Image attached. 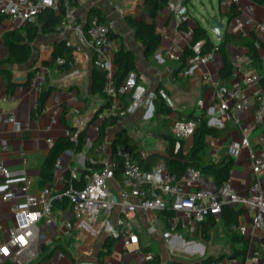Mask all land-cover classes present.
Segmentation results:
<instances>
[{
  "label": "crops",
  "instance_id": "obj_1",
  "mask_svg": "<svg viewBox=\"0 0 264 264\" xmlns=\"http://www.w3.org/2000/svg\"><path fill=\"white\" fill-rule=\"evenodd\" d=\"M207 1L187 0L186 5L191 16L187 22L189 29L193 30L198 24L202 25L214 43L222 42L226 34H242L251 38L254 33L264 41V32L259 33L246 25L240 27L235 24L234 18H230L233 7L236 6L242 18L253 16L259 22L264 23V0ZM142 3L143 0H89L86 4L78 5L76 21L86 24L92 9L99 10L107 19H114L113 35L118 42V47L123 46L131 49L136 55L139 82L146 86L148 93L165 89L173 97L176 110H172L169 115L158 111L163 100L157 97L149 108L142 105L136 112L123 116L118 124L109 128L106 138L113 144L120 130H126L133 139L139 142L142 148V157L148 159L149 156H157L155 162L157 164L166 161V156H170L178 150L176 144L175 147H172L170 140L164 137V134L172 135L170 128L173 120L192 113L200 115L207 112L209 119H211L212 113L220 115L217 108L214 111L212 109L216 100V90L207 77L211 75L215 80H222L221 70L224 62L222 53L218 51L215 61L196 67L191 64L192 57H190L188 65L180 70V61L169 59L166 56V51L171 47L180 46L183 54L185 47L190 44L193 34H187V30L181 27V22L177 20L174 12L168 6L162 9L156 19L157 31L162 35V39L154 52L150 55L146 54L143 42L137 38L136 32L127 22V18L130 16L149 20L148 15L141 9ZM116 6L124 7L126 12L121 13ZM251 6L253 9L250 8ZM54 10L60 13V9ZM212 14L225 23L221 29L220 38L216 31L210 28ZM3 20L9 27L0 31V60L9 55L4 44L3 34L14 29H20L24 35L26 33L25 23L5 17ZM164 32L167 35H164ZM67 35L70 37L71 32L69 31ZM59 42H64V38L59 35L58 31L48 34L42 32L41 27L39 28L37 38L32 42L31 61L24 65H9L15 81L18 77H27L24 81H16L19 87L14 93L6 91V78L0 74V89L14 96L8 100L0 99V113L13 114L16 118L15 122H0V147L3 145L8 147L3 153V157L10 170L9 177L0 183V232L2 239L7 236L8 227L15 223V216L11 209L13 205L34 209L33 206L27 205V192L24 190L26 178H31L34 181L31 192H37L41 187L51 185L56 192L60 193L65 190L68 184L71 170L74 169L82 178L88 159L92 160L95 157L94 151L91 150L93 142L97 138L93 125L100 123L96 116L102 107L101 112L108 111L104 105L109 98L93 90L95 70L93 50L88 46L84 48L82 62L79 66L86 68L87 75L82 80L71 85L65 84L60 80L63 72L57 68L52 69L49 74V84L53 85L54 89L45 103L46 107L44 106L49 110L43 107L44 109L36 113V109L39 108L41 92H38L34 87L33 77L30 84H26L30 70L35 64L45 61L52 62L53 52ZM226 49L235 68L234 75L228 85H240L248 90L253 89L255 85L249 87L248 77L257 72V69L249 58V47L228 43ZM261 56L264 70V50H261ZM54 97L59 99V105H56ZM200 100H203L204 106L198 105ZM130 102V94H124L117 100L118 105L122 107H126ZM57 107H60L59 113L56 115L57 121L52 123ZM34 111L35 113H33ZM64 111H66L65 116L73 128L74 134L84 129L87 130L86 142L79 151L74 148L63 150L59 156L62 158L61 167L54 166V179L40 185L43 161L54 143L63 135L72 134V131L62 120ZM255 115V108L238 112L237 119L233 117L231 111H228L223 118L232 126L229 133L224 138L216 139L213 146L209 144L213 157L220 158L226 153L228 146L233 143H241L242 138L245 135L248 136L250 146L242 147L240 154L235 158L231 171L232 186L242 195L248 194L252 182L256 179L251 167L250 153L264 152L262 145L264 120L262 123H257ZM84 119L91 121L87 127L82 124ZM110 129H114L112 133ZM50 137L54 139V143L48 142ZM210 139L211 136H208L206 139L208 143ZM182 140L183 151L186 153L194 143V136ZM96 149L97 147L94 148L97 152ZM121 180V173L118 172L115 180L112 181L115 189L121 187ZM261 181L264 188V174L261 175ZM200 185L215 187L211 176H202ZM5 193L11 195L9 201L3 199ZM58 212L62 216L72 218L69 209L59 208ZM117 216V211L108 216L102 215L95 225H91L86 219H83L70 236L64 233V227L60 222L43 219L40 222V242L37 256L29 260V253H27L23 258L10 261L9 264H39L44 255V246L50 250L55 248L56 250L50 257L41 260L40 264H50L52 261L55 264H150L152 260H147L145 257L147 252L154 256L159 255L160 264H172L174 261L204 264V259L210 255L228 254L230 256L238 250L245 252L244 260L243 255L233 258L227 256L224 259L229 264H264V248L260 256L254 253L264 241V228H259L254 233L248 232L246 235L236 229L241 224L251 226V219L245 212L240 216L239 224L231 227L225 224L221 213L215 215L217 223L209 236L203 234V222L196 232L178 229L169 239H166L162 237V232L168 228L166 216L162 212L141 210L131 220L134 230L139 234V242L129 245L125 244L124 238L115 239L111 235ZM150 226L157 228V233L150 232ZM234 232L240 237L233 238ZM138 248L141 249V252H137ZM59 252H64V256L59 257Z\"/></svg>",
  "mask_w": 264,
  "mask_h": 264
},
{
  "label": "built area",
  "instance_id": "obj_2",
  "mask_svg": "<svg viewBox=\"0 0 264 264\" xmlns=\"http://www.w3.org/2000/svg\"><path fill=\"white\" fill-rule=\"evenodd\" d=\"M88 1L0 0V15L21 23L33 22L42 9L46 7L60 9L61 2H64V16L58 26V33L64 38L66 46L73 48V58L68 61L59 56L56 59L57 65L69 64V69L63 72L60 78L61 82L71 85L86 77V68L79 66L86 46L93 50L94 66L106 72L104 92L112 99V103L106 113L100 112L96 116V119L100 121L93 125L96 137L106 116L132 114L142 105L149 108L157 97L161 98L172 110H176L173 97L165 89L148 93L146 86L139 82L138 74L134 70L128 72L120 86H116L114 54L118 48V42L112 36L115 20L101 21L98 16H93L86 24L78 23L76 21L77 7L80 4L88 3ZM185 1H169L167 4L181 23L188 22L191 18ZM227 1L237 2L239 0ZM116 7L121 13L126 12L124 7ZM250 8L253 9V6ZM233 21L240 27L246 25L259 33L264 32V23L259 22L253 16L244 19L237 15ZM69 31L71 32L70 37L67 35ZM187 34H193V30L188 29ZM164 35L167 34L164 32ZM201 45V41L193 45L195 55L192 57L191 64L196 67L215 61L219 51L218 48H215L206 54H201ZM166 56L171 60L179 61L182 57V48L180 46L171 47L166 51ZM31 70L33 71V85L38 92H42L51 69L43 62L35 64ZM207 79L212 82L216 90V100L212 109L214 111L217 108L220 112V115L212 113V117L209 119L210 125L222 127L225 122L223 117L228 111H231L233 117L237 119L238 112L253 108L256 109V122H263L264 89L259 84L260 75L258 72H254L248 77L249 87L255 85L251 90L240 85H228L221 79H213L211 75ZM124 94L131 95V102L126 107L119 106L117 103V100ZM12 98H14L12 94L0 89V99ZM54 100L56 105H59V99L54 97ZM198 105L204 106L203 100H200ZM59 109L60 107L55 108L52 123L57 121L56 115L59 113ZM15 121L16 118L13 114L0 113V122ZM88 121V119L82 121L84 127ZM198 124V120L193 118L173 120L170 133L178 138L177 149L180 147V139L193 136ZM77 137L78 132L72 139L77 141ZM216 139L218 138L211 137L209 144L213 146ZM48 142L54 143V139L50 137ZM262 145L264 146V135L262 136ZM249 146V138L245 135L241 143H233L228 146L226 154L235 160L242 147ZM7 149V145L0 147V183L10 175V170L3 157V153ZM96 150L98 157L95 162L101 165L100 169L87 170L86 167L83 178H80L79 174L72 169L68 187L63 192H56L51 185L43 186L37 192H31L34 181L31 178L25 179L24 190L27 192V205L33 206L34 209L18 205L12 206L15 223L8 227L5 239H2L0 232V264L17 261L27 253H29V260L37 256L40 242V222L43 219L60 222L64 227V233L70 236L76 231L81 220L86 219L91 225H95L102 215L108 216L117 211L118 216L111 235L115 239L124 238L126 245L139 242V234L134 230L131 220L141 210L172 212L171 215H166L168 228L162 232V237L166 239H169L178 229L196 232L209 214H220L225 204L243 209L250 217V227L247 224L236 227L241 234L254 233L257 229L264 228V188L261 181V175L264 174V152L250 153L251 167L256 179L252 182L248 194L242 195L233 188L231 177L220 188L200 185L202 174L193 166H189L181 176L173 173L166 161L157 163L151 169H143L135 158L132 148L122 142L114 146L106 139ZM214 158L218 159L219 157L214 156ZM61 162L62 158L58 157L55 167L60 168ZM118 172L121 173V187L115 189L112 181L115 180ZM80 179H83L82 187H79L77 183ZM190 188L192 190H189ZM64 196L69 198L71 203L69 210L72 213V218L62 216L54 206L55 200ZM3 199L9 201L11 195L5 193ZM149 231L157 233V228L150 226ZM263 248L264 241L254 253L260 256ZM137 252H141V249L138 248ZM58 256H64V252H59ZM145 257L147 260H153L154 255L147 252ZM50 264L55 263L52 261ZM210 264L229 263L226 259H221L212 261Z\"/></svg>",
  "mask_w": 264,
  "mask_h": 264
},
{
  "label": "trees",
  "instance_id": "obj_3",
  "mask_svg": "<svg viewBox=\"0 0 264 264\" xmlns=\"http://www.w3.org/2000/svg\"><path fill=\"white\" fill-rule=\"evenodd\" d=\"M169 1L170 0H143L141 9L148 15L149 20L134 18L132 16L127 18L128 24L136 32L137 38L143 42L146 48V54L148 55H150L157 49L158 44L162 39V35L157 31L156 19L162 9L167 6ZM186 2L187 0L184 3L186 4ZM61 3L62 5L60 6V13L55 11L52 7H46L40 11L35 21L25 23V35L20 32V29L10 30L3 34L4 44L9 51V55L7 58L0 60V74H3L6 78V91L8 93H14L15 90L19 87V84L15 81L12 69L9 67V65H24L31 61L33 54L32 42L36 40L40 27L42 28V32L48 34L58 31V26L64 16V2ZM237 15H239V13L236 6H234L230 18H234ZM93 16H98L101 21H107V17L101 14V12L97 9H92L89 19H91ZM3 19L4 17L0 15V22ZM181 27L185 30L189 29V27L187 26V22H182ZM112 36L114 37L113 32ZM199 41L202 42L201 54H206L214 50L215 48H218V50L222 53L224 66L221 70V76L222 80L226 84H228L229 80L233 77L235 72L234 63L229 57L226 45L228 43H232L234 45L248 46L249 58L254 63L257 72L260 75L259 84L264 89V70L262 68L263 58L261 56V50H264V41L258 38L254 33L251 35V38H247L242 34H226L222 42L214 43L207 30L202 25L198 24L193 29V38L190 44L185 47L182 57L179 60L180 70L186 67L188 65V59L195 55L193 45ZM59 56L66 58L68 61L71 60L73 58V48L66 46L65 42L57 43L53 52L52 62L45 61L44 63L50 67L51 71L52 69L57 68L61 72H65L67 69H69V64L57 65L56 59ZM114 62L117 66V71L115 73V84L118 87L121 85L128 72L132 70L137 72L136 55L131 49L120 46L115 51ZM32 77L33 71L30 70L28 81L26 82L27 85L30 84ZM49 81L50 79L48 76L46 81L47 85L45 84L41 92V96L39 99V108L38 110L36 109V113L40 112L43 109L48 97L54 89V86L49 84ZM105 84L106 72L95 66L93 74V90L95 92L102 93L109 98L104 105V108H107V110H109L112 99L104 92ZM102 109L103 107L99 110V112H101ZM66 111H64L62 120L66 124L68 129L72 131V134H74L75 132L65 116ZM158 111L165 115H169L172 112V109L163 101L160 103ZM33 113H35V111ZM122 117V115H108L102 121L100 132L97 138L94 140L93 147L91 148V150L95 153V157L92 160L88 159L87 170L100 169L101 165L95 162L97 160V152L94 150V148L98 147L100 144L106 141L109 128L118 124ZM190 118L198 120L199 123L196 132L193 135L194 143L190 150L185 153L183 151V140L180 139V147L178 148V150H173L174 152L172 155L165 157L167 166L173 173L179 176L184 174L189 166H193L200 170L202 176H211L214 180L215 187L220 188L225 181L230 179L235 160L226 153L218 159L214 158L209 149V143L206 139L208 136L214 138H224L229 133L232 126L228 122H224V125L222 127L210 125L207 112H203L200 115L192 113L190 115H187L186 117H180V119ZM72 134L69 136L63 135L54 143L49 154L43 161V172L39 182L40 185H44L45 183L51 182L54 179V166L57 158L61 155L63 150L67 148H74L75 150L79 151L83 148L86 142L87 130L84 129L78 132L77 141L72 139ZM164 137L170 140L172 147H175L178 138L173 135L166 134H164ZM119 142H122L132 148L135 158L143 169H151L156 165L155 162L158 157L149 156L148 159H144L142 157V148L139 145V142L133 139L126 130H120V132L115 137L113 145L115 146ZM83 176L84 175H82V178ZM67 183H69V180ZM77 183L79 187H82L83 179L78 180ZM67 187L68 184L66 188ZM54 206L56 209H69L71 208V203L69 201V198L64 196L63 198H57L54 202ZM243 212L244 210L241 208H236L233 205L225 204L222 207L221 214L225 224L228 227H231L232 225L239 224L240 216L243 214ZM162 214L166 216L171 215L172 212L163 211ZM216 223V216L214 214H209L203 223V234L205 236H209ZM232 236L235 239L240 237L235 232ZM54 250H56V248L50 250L48 247L44 246V255L41 260L50 257ZM241 255H243L244 260L245 252L239 250L230 256L228 254H220L217 256L210 255L204 259V264H210L212 261L221 260L227 256L233 258L235 256ZM41 260L39 261V264L41 263ZM160 263V256L155 255L150 264ZM172 264L188 263L174 261Z\"/></svg>",
  "mask_w": 264,
  "mask_h": 264
},
{
  "label": "water",
  "instance_id": "obj_4",
  "mask_svg": "<svg viewBox=\"0 0 264 264\" xmlns=\"http://www.w3.org/2000/svg\"><path fill=\"white\" fill-rule=\"evenodd\" d=\"M132 13V12H131ZM213 16H211L210 20V28L214 31H216L217 36L220 38L221 36V29L225 26V23H223L218 17H214V14H212ZM27 77H18L16 78V81L21 82L26 80ZM91 121H88L87 125L90 123ZM86 125V127H87Z\"/></svg>",
  "mask_w": 264,
  "mask_h": 264
},
{
  "label": "rangeland",
  "instance_id": "obj_5",
  "mask_svg": "<svg viewBox=\"0 0 264 264\" xmlns=\"http://www.w3.org/2000/svg\"><path fill=\"white\" fill-rule=\"evenodd\" d=\"M206 2H208V1L206 0ZM8 27H9V25H8L7 23H5L4 20H3V22L0 24V31L5 30V29L8 28ZM13 65H14V64H13ZM113 130H114V129H110V132L112 133Z\"/></svg>",
  "mask_w": 264,
  "mask_h": 264
},
{
  "label": "snow or ice",
  "instance_id": "obj_6",
  "mask_svg": "<svg viewBox=\"0 0 264 264\" xmlns=\"http://www.w3.org/2000/svg\"><path fill=\"white\" fill-rule=\"evenodd\" d=\"M22 239V238H21ZM6 251V250H5Z\"/></svg>",
  "mask_w": 264,
  "mask_h": 264
}]
</instances>
